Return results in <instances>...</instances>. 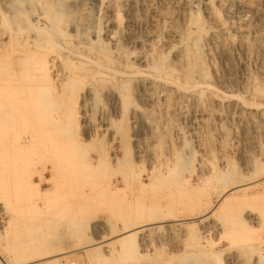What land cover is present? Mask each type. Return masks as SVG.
<instances>
[{
    "label": "rangeland",
    "instance_id": "rangeland-1",
    "mask_svg": "<svg viewBox=\"0 0 264 264\" xmlns=\"http://www.w3.org/2000/svg\"><path fill=\"white\" fill-rule=\"evenodd\" d=\"M10 1L13 7L7 6ZM57 1L73 5L96 21L99 19L103 31L110 26H106L110 19H119L122 28L128 16L135 14L136 39L129 44L122 41L124 49L131 58L147 54V64L167 58L164 62L175 76H183L184 69L179 67L182 64H178L175 53L187 47L189 34L196 33L197 28L200 31V25L212 26L218 31V23L212 22L209 11L215 9L218 17L226 21L232 38L242 41V45L231 48L227 45L229 38L219 34L216 38L222 42L215 39L209 46L211 53L205 62V76L195 73L194 82L180 76L177 78L180 87L164 83L169 89L160 92L158 88L149 105L133 102V105H142L146 122L142 141L147 151L144 161L137 164L135 137L129 129L130 155L139 168L135 166L126 180L111 169L105 174L91 172L86 181H82L86 183L83 190L57 193L51 176L41 171L51 166L49 153L42 155L37 151L36 155V147L24 150L22 145L15 144L20 153L27 155L24 158L21 154L17 159L11 150L13 157L5 166L10 167V172L0 179V264H264V0H214L216 2H211L208 8L199 4V0H146L147 4H136L132 14L125 0H116V11L112 13L106 9H88L81 0H0V8L9 15L6 20L0 15V44L7 43L6 33L13 27L23 26L26 34L35 31L27 19H34L32 23L38 27L43 23L35 20L38 15L49 9L62 13ZM232 4H235L234 14L228 11ZM14 16H18L17 24ZM82 18H76V28L67 26V30L81 28ZM256 35L260 36L259 41H254ZM159 39H164L162 44ZM222 45L225 50L221 49ZM12 48L15 49V45ZM8 49L10 47L0 48V129L4 131L0 136L9 146L22 137L30 141L40 128L42 111L37 110L32 99L37 88L62 82L51 78L40 81L38 72L43 67L54 75L51 64H4ZM62 66L58 69L63 70ZM204 83L211 84L212 90L204 89ZM193 85L204 92L192 91ZM90 97L78 100L77 107L85 104L87 117L93 119L98 128L104 100ZM163 97L168 99L165 101ZM51 108L56 109L54 105ZM170 110H174L173 113ZM109 135L102 131L92 140L87 136L85 144L93 151L109 143ZM3 150L0 146V162ZM149 175L156 179L155 183L147 179ZM75 217L79 220H74ZM144 221L146 228H138ZM33 225L38 226L39 235L19 239L16 243L13 234L30 233ZM132 230L134 234L128 236ZM29 257L33 258L23 260Z\"/></svg>",
    "mask_w": 264,
    "mask_h": 264
},
{
    "label": "bare ground",
    "instance_id": "bare-ground-1",
    "mask_svg": "<svg viewBox=\"0 0 264 264\" xmlns=\"http://www.w3.org/2000/svg\"><path fill=\"white\" fill-rule=\"evenodd\" d=\"M148 1H146V0H139V1L138 0H125L124 4H125V6L127 5L128 11H131L130 13L132 14V12L134 11V8H135L134 6L136 4H138V3L139 4H145V3L147 4ZM205 1H207V0H205ZM211 2L215 3L216 1L209 0L207 2H201L199 0L198 3L203 4L205 8H208L209 6H207V5H210ZM8 3H9L7 5L8 7L14 6V4L11 1ZM80 3L82 5L84 4L85 6H87L88 9L89 8H92V10L94 8H99V9H103V10L106 9V10L110 11L111 13L115 10V8L118 4V2H116V0H81ZM188 3H190V1ZM56 5L60 7L59 10L62 13H57V12L53 13V10L49 9L45 12V14L38 15L35 18V20H37L38 22H43V23H40L41 25L38 27L32 23L34 19L33 20L27 19L31 25L30 27H32L35 31H33V32L28 31L26 34L25 33L26 28H23V26H18L16 28L13 27L12 29H9V31L6 33L7 38H8L7 43L0 44L1 49L4 46L10 47V49H8L9 51L7 52L8 57L3 59L4 64H43L44 66L46 64H51V68H53V70H54V75L51 76L50 73L47 71V69L45 67H43L38 72V76H40V78H39L40 81L51 78V79L56 80L58 82L59 81L62 82L60 85H57V86L52 84L51 86H48V87H41V86H40V88L36 87L37 91H36V94L32 97V99H35L34 102L36 104L37 110H40L42 112H41V116L39 118L40 119V123H39L40 128L37 129L38 132L36 130V133H34L33 136L29 134L30 136L33 137L31 139V140H33V142H30L31 140L27 141L22 137L23 139L18 138V141L16 140V142H14L13 145L8 146V143L5 141V139L3 138L4 140H2V138L0 136V146L4 147V150H3V156L4 157L2 159V162H0V179H1V177H4L6 173L10 172V167L8 169V167L6 168L5 166L7 164V161L11 157H13L12 154H11L12 156H10L11 150H13L14 156L16 158L18 157L17 159L20 158L19 155H21V154L23 155L24 158L27 155L26 153H24V154L20 153L18 147L15 146V144L22 145L24 150H29L31 147H36V149H35L36 151H34V152H36L35 153L36 155L38 154L37 151L42 155L44 153H46V151L49 153V155H48L49 157H47V158H49L48 163H50L51 166L49 168L45 167L41 171H42L43 175L51 176V178L53 179V181L55 183V190H57L56 191L57 193L58 192L76 193L78 191L83 190L85 188V186L83 184L86 185V183L85 182L83 183L82 181H86L85 178H87L88 175L91 174V172L95 175H98L100 173L105 174L107 169H111V170H113V172H115L114 174H116V175L119 174V175L123 176L125 179L128 174L130 175V173H132L134 171L135 166H137L136 162L134 163L132 161V158L130 155L129 129L133 130L134 134L131 133V135H134V137H135L134 148L136 149V151L138 153V155H137L138 156L137 157L138 163L137 164L142 163L144 161L146 151H147V150L146 151L144 150V146H143L144 144L142 141V140H144V134H145V128H146L145 127L146 122H144L143 117H142V105L144 104L143 102L147 103L146 105H149L148 103L152 102L150 100L153 99L155 92L158 88H159L160 92L167 91L169 88L166 87V85H164V83H166L168 85H170V84L175 85V86L177 85L178 87H180V84H179L178 79H177L180 76L185 77V80H188L191 82L195 81V79H196L195 73H197V72H199L201 75L205 76L206 75L205 62H206V60H208L207 57L211 53V52L209 53V50H210L209 46L214 42L215 39H217L216 37H218L219 34L229 38V39H227L228 40L227 45H229V47H231V48L236 47L238 44L242 45V41H237V40L232 38V34L230 33V30L226 24V21L224 19H222V17H218L215 9L213 11H209V14H211L210 18H211L212 22L218 23L217 24L218 27L216 26L218 28V31H216L215 28L212 26H207L205 28L204 26L200 25L201 26L199 29L200 31H198V28H197L196 33L191 34V35L189 34V36L187 35L188 36L187 47L184 50L175 53L176 55H178L177 58L180 61L178 64H182L179 67L184 69V73H183V76L180 74L178 76H175V74L173 75L172 71L168 68L169 66L164 62L167 58L164 61L155 59V60H153V62L151 64H147L146 63L147 57H148L147 54H140L139 56L136 55L137 56L136 58H131L130 55L128 54V52L124 49L122 41H125L126 43H128V42H132L136 39V32L133 28L138 24V22L135 18L136 16H134L135 14L128 16V19L124 23L122 28L120 27L121 24H120L119 19L115 20L113 18L114 19L113 20V19L109 18L112 21H109V22L107 21L108 23L106 26L110 25L109 27H112V28L107 27V29L105 31H103V30H101V23L99 22V19H98V21H96L94 18L90 17V14L83 15L81 13V11H79L73 5L65 4L62 1H57ZM233 5L235 7V4H232V6L228 8V11L234 14V11H232ZM23 7H25V6H22V8ZM15 9H16V7H15ZM20 9H21V7H20ZM209 9H207V10H209ZM237 9H239V7ZM16 10L20 11L19 9H16ZM24 12H26V11L24 10L23 13ZM11 13H13V12H11ZM18 13L21 15L22 12H18ZM26 13L28 14V12H26ZM19 14H18V16H19ZM0 15L3 17L4 20H6L9 16L1 8H0ZM13 15H14V13H13ZM81 15L84 16V18L80 17ZM27 16H29V15H27ZM17 17H15V16L12 17V18H14L13 20L15 22H16L15 18H17ZM76 18L78 20H79V18L83 19V23H82L81 28H79V29L73 28V30L68 31L67 26L70 28L71 27L76 28V26H75V22L77 21ZM16 24H17V22H16ZM155 26L156 25H154V27ZM189 28H190V26H189ZM158 33H159V31H158ZM239 33H240V31H239ZM243 33H246V32H243ZM171 35H172V33H171ZM5 36L6 35H4V37ZM240 36H243V35H240ZM162 37H161V39H162ZM170 37H169V39H170ZM177 37H176V39H177ZM154 38H155V36H154ZM157 38L158 37H156L155 39H157ZM172 38H173V36H172ZM172 38H171V40H172ZM237 38H239V37H237ZM248 38L249 37H247V39ZM164 39L162 41H164ZM221 39H224V38H221ZM251 39H253V38H251ZM254 39H255L254 41H259L260 36L256 35ZM159 40H157V43ZM174 40H175V38H174ZM153 41H155V40H153ZM162 41L160 40L161 44H162ZM218 41H220V40L217 39V42ZM220 42H222V41H220ZM149 43H151V42H149ZM259 43H258V46H259ZM220 44H222V43H220ZM14 45H15V49L12 48V46H14ZM139 45H141V44H139ZM161 46H159V47H161ZM149 47H151V45ZM156 48H157V46H156ZM182 48H184V47H182ZM244 48H246V47H244ZM135 49H137L136 45H135ZM157 49H156V51H157ZM161 49H166V48H161ZM171 49H172V47H171ZM221 49L225 50L226 47L224 45H222ZM240 49H241V47H240ZM242 49H243V47H242ZM141 50H143V49H141ZM148 50H149V48H148ZM177 50H178V47H177ZM158 51H159V49H158ZM217 51H218V49H217ZM167 52H169V51H167ZM217 53H220V52H217ZM225 53H224V55H225ZM249 53H250V51H249ZM157 54H158V52H157ZM160 54H161V52H160ZM172 54H173V52H172ZM161 55H163V54H161ZM236 55H238V54H236ZM245 55H244V57H245ZM151 56H153V55H150V57ZM164 56H166V55H164ZM210 56H213V55H210ZM224 58H226V57H224ZM159 59H161V58H159ZM226 60H229V59H226ZM137 61L141 62V64H138ZM175 62H176V60H175ZM61 64L63 65L62 66L63 70L58 69V67L61 66ZM169 65H171V64H169ZM226 65H228V62H226ZM9 78H10V76H9ZM182 80H184V79H182ZM8 82H9V80H8ZM83 83H84V85H82ZM200 84L198 83V85H200ZM48 85H50V84H48ZM81 85L83 87L79 88ZM198 85L197 86L193 85L194 87H193L192 91H195L198 94L203 93L204 91H202V89H200L201 87H199ZM201 86H203V85H201ZM191 87H192V85H191ZM7 89H9L8 86H7ZM204 89L212 90V85L208 84V83H206V84L204 83ZM179 90H183V89H179ZM188 91H186L185 93H187ZM7 92H9V91L7 90ZM160 92H159V95H160ZM176 92H178V91H176ZM259 93H261V92H259ZM259 95L261 96V94H259ZM90 96H93V98L95 97L96 99L101 98L104 100V105L101 109V114H100V120H99L100 124L98 123L99 124L98 128L96 127V125L92 121L93 119L91 120L90 118L87 117L86 105L82 103L80 108L77 107V101L78 100H81V99L85 100ZM8 97H9V95H8ZM157 97H159V96H157ZM163 99H164V97H163ZM167 99L168 98H166L164 100L166 101ZM10 101H11V99H10ZM134 101H136L138 103L142 102L141 103L142 105H133ZM86 102H89V101H86ZM154 102H155V99H154ZM7 103H9V100H7ZM52 105H54L56 107V109L51 108ZM62 107L65 108L64 111L61 110ZM146 107H148V106H146ZM28 109H29V107H28ZM156 109H157V107H156ZM45 110H47L46 113H45ZM170 111H172V110H170ZM173 111H172V113H173ZM6 112H8V111L6 110ZM87 114H89V112ZM163 116H164V114H163ZM39 119H37V121ZM7 131H8V129L5 130V132H7ZM102 131H106L108 134L111 135L110 142L107 144H104V145L101 144L100 147L94 149L93 151L91 149H88V146L85 144V139L88 138L87 136H89V138L92 140L93 136L96 137L97 133L100 134ZM0 132L4 133V131L1 129H0ZM104 133L105 132H103V134ZM147 135H149V133ZM174 135H176V134L174 133ZM4 136H6V135H4ZM161 137H163V136H161ZM150 138H148V139H150ZM150 144L152 145V143H150ZM48 153H46V154H48ZM135 154H136V152H135ZM41 158H42V156H41ZM17 159L15 161H17ZM26 159H27V157H26ZM152 159H154V158H152ZM12 160H11V162H13ZM5 161H6V163H5ZM27 161H28V159H27ZM27 161H26V163H27ZM34 162H35V160H34ZM40 163H41V161H40ZM149 163H150V161H149ZM15 164L17 165L16 162H15ZM41 164H43V163H41ZM41 164H40V166H42ZM31 165H33V164H31ZM12 167L15 168L14 166H12ZM140 167H142V166H140ZM15 169H17V168H15ZM156 169H157V166H156ZM157 170H160V169L158 168ZM177 171H179V170H177ZM155 172H156V170H155ZM174 174H173V176H174ZM145 175H147V174H145ZM173 176H172V178H173ZM147 179H150V181L155 180L154 183L156 182V179H154V177L152 179V177L150 175H149V178H147ZM147 179H146V177L144 178L145 181H147ZM158 179H160V178H158ZM162 179H164V178H161L160 181H162ZM145 181L143 183L144 187H145ZM146 184H149V182ZM141 185H142V183H141ZM112 187L114 188L115 186H112ZM153 187H155V185L151 186L150 188L152 189ZM95 188L99 189V187L98 188L95 187ZM119 190H122V188L120 187ZM229 190H231V189H229ZM229 190L227 189L228 192H229ZM130 216H132V215H130ZM74 220L78 221L79 218L75 217ZM169 222H171V221H169ZM169 222H166V223H169ZM149 223H151V221ZM137 224H139V223H137ZM140 224H139V226H137L138 228H143V227L146 228V224H147L146 222H145V224H143V223L141 225ZM21 227H25V226H21ZM147 227H149V226L147 225ZM15 228H18V226L17 227L15 226ZM33 229L34 230L30 233H28V232L27 233L17 232L15 234H13L14 235L13 237H15L16 243H18L20 241L19 239L29 238L32 236L36 237L37 235H39V233L37 231L38 226L33 225ZM133 229H135V228H133ZM128 231L129 230H127V232ZM127 234H128V236H132V234H134V231L132 230ZM133 244L134 243H132V246H133ZM90 247H92V245ZM20 251H21V249H20ZM29 252H31V251H29ZM63 254L64 253H62V255ZM31 258H33V257H29V258H26L23 260L24 261L30 260ZM0 261H1V259H0ZM2 264H4V262ZM197 264H199V263H197Z\"/></svg>",
    "mask_w": 264,
    "mask_h": 264
}]
</instances>
